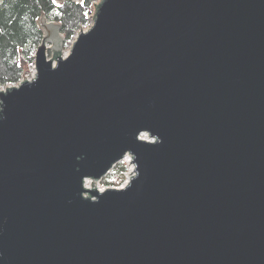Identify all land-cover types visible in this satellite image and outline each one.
I'll list each match as a JSON object with an SVG mask.
<instances>
[{
	"label": "water",
	"instance_id": "obj_1",
	"mask_svg": "<svg viewBox=\"0 0 264 264\" xmlns=\"http://www.w3.org/2000/svg\"><path fill=\"white\" fill-rule=\"evenodd\" d=\"M38 23L0 90V264H264V0H100L65 56Z\"/></svg>",
	"mask_w": 264,
	"mask_h": 264
},
{
	"label": "trees",
	"instance_id": "obj_2",
	"mask_svg": "<svg viewBox=\"0 0 264 264\" xmlns=\"http://www.w3.org/2000/svg\"><path fill=\"white\" fill-rule=\"evenodd\" d=\"M92 1H67L59 5L53 0H0V85L18 81L24 65L32 61L31 54L42 38L38 23L41 16L61 24L66 47L67 41L86 22ZM114 182L120 181L118 178L110 181Z\"/></svg>",
	"mask_w": 264,
	"mask_h": 264
},
{
	"label": "built area",
	"instance_id": "obj_3",
	"mask_svg": "<svg viewBox=\"0 0 264 264\" xmlns=\"http://www.w3.org/2000/svg\"><path fill=\"white\" fill-rule=\"evenodd\" d=\"M94 14H95V7H94V10L91 11L90 16H87V18L91 19L92 23H93V19H94ZM87 27L89 28L90 26H87ZM87 27H85V28H87ZM82 29H84V28H82ZM69 48L70 47H68V49L65 50V47H64L63 56L68 54ZM32 57H34V56H32ZM30 64H31V66H30ZM30 64L28 66V67H30L29 71L25 72L22 75V77H21V79L19 80L18 83L7 84V85H4V86L0 85V90H5L7 88L18 86L19 83L22 82V81H31V80H33L35 78V76H36V67H35V63H34V58H32V61H31ZM141 139H144L146 141H148V140L151 141L149 138H147L146 136H143V135H141ZM131 159L132 158L129 155H127L124 159H122L120 161L119 164H117V166H121L123 168L122 169V178L120 180L121 183L119 185L109 187V186H104L102 184V181H98L97 182V190L99 192H103L107 188H115V189L124 188L129 183L131 177L134 175V172H133L134 171V166H133V164H130ZM110 173L108 175H110ZM84 186H85L86 189H91L92 188V181L91 180H86L85 183H84Z\"/></svg>",
	"mask_w": 264,
	"mask_h": 264
},
{
	"label": "rangeland",
	"instance_id": "obj_4",
	"mask_svg": "<svg viewBox=\"0 0 264 264\" xmlns=\"http://www.w3.org/2000/svg\"><path fill=\"white\" fill-rule=\"evenodd\" d=\"M55 1H56V4H59V5H60V4H65V2H67V1H69V0H55ZM99 1H100V0H93V1L90 3V5H89V10H88V13H87V16H90L91 11L94 10V7L96 6V4H97ZM72 2H79V3H82L83 0H73ZM45 19H46V18H45ZM50 22H55V23L60 24V23L57 22V21H49V20L46 19V23H50ZM92 24H93V23H92L91 19H89V18L86 17V22H85L84 24H81V26H80V28H79L78 30H80V29H82V28L87 29V28H88L87 26H91ZM60 25H61V24H60ZM85 27H87V28H85ZM41 30H42V29H41ZM78 30L75 32L74 37L76 36ZM61 34H62V37L65 39V36H64V34H63V32H62V28H61ZM42 36H43V30H42ZM74 37H73L71 40H68V41H67L68 43H67V46L65 47V50L68 49V47L71 46V44H72V42H73V40H74ZM39 44H40V42H39ZM39 44H38V45H39ZM64 44H65V43H64ZM38 45H37V46H38ZM37 46H35L34 51H33V53L31 54V58H33L32 56H34ZM51 55H52V53L48 51V56H47V57L50 58ZM21 61H22V63L24 62V58H23V56H21ZM30 63H31V62H30ZM30 63H27L28 65H27V64L24 65V70H23V72H22V74H21L19 80L21 79L22 75H23L25 72L29 71L30 67H28V66H29ZM23 64H24V63H23ZM30 66H31V64H30ZM19 80L16 81V82H14V83H18ZM2 86H4V85H2ZM120 168H122V167L120 166ZM120 168H119V166L115 167L114 170L110 173V175H108L107 177H105L104 179H102V184H103L104 186H109V187L119 185L121 182H119V183H117V182L115 183V182H114V183L112 184V183H110V181L116 180V178H118L119 181L121 180V178H122V169H123V168H122V169H120Z\"/></svg>",
	"mask_w": 264,
	"mask_h": 264
},
{
	"label": "snow or ice",
	"instance_id": "obj_5",
	"mask_svg": "<svg viewBox=\"0 0 264 264\" xmlns=\"http://www.w3.org/2000/svg\"><path fill=\"white\" fill-rule=\"evenodd\" d=\"M55 2V0H53V3Z\"/></svg>",
	"mask_w": 264,
	"mask_h": 264
},
{
	"label": "clouds",
	"instance_id": "obj_6",
	"mask_svg": "<svg viewBox=\"0 0 264 264\" xmlns=\"http://www.w3.org/2000/svg\"><path fill=\"white\" fill-rule=\"evenodd\" d=\"M0 255H2V254H0Z\"/></svg>",
	"mask_w": 264,
	"mask_h": 264
}]
</instances>
